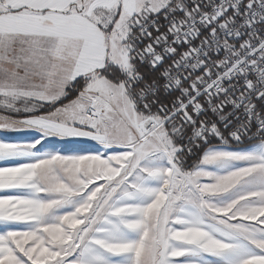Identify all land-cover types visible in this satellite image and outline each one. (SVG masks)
I'll return each instance as SVG.
<instances>
[{"label":"snow or ice","instance_id":"snow-or-ice-1","mask_svg":"<svg viewBox=\"0 0 264 264\" xmlns=\"http://www.w3.org/2000/svg\"><path fill=\"white\" fill-rule=\"evenodd\" d=\"M0 264H264V0H0Z\"/></svg>","mask_w":264,"mask_h":264}]
</instances>
